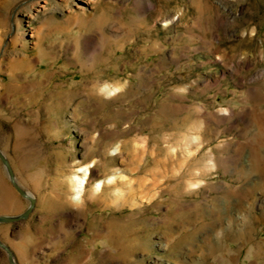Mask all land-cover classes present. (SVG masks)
<instances>
[{
  "label": "rangeland",
  "instance_id": "obj_1",
  "mask_svg": "<svg viewBox=\"0 0 264 264\" xmlns=\"http://www.w3.org/2000/svg\"><path fill=\"white\" fill-rule=\"evenodd\" d=\"M77 3L0 0L16 264H264V0ZM28 205L0 162V216Z\"/></svg>",
  "mask_w": 264,
  "mask_h": 264
},
{
  "label": "bare ground",
  "instance_id": "obj_2",
  "mask_svg": "<svg viewBox=\"0 0 264 264\" xmlns=\"http://www.w3.org/2000/svg\"><path fill=\"white\" fill-rule=\"evenodd\" d=\"M93 0H78V2L79 3H77V5H84V4H88V3H90V2H92ZM81 7V6H80ZM110 89H108V88H105L104 89V91H106V92H110L109 91ZM113 90V89H112ZM196 138H197V136H196ZM195 138V139H196ZM195 142H197V141H195ZM138 145V144H137ZM198 145V144H197ZM187 146H188V144H187ZM135 147V146H134ZM196 147V146H195ZM197 148V147H196ZM195 148V149H196ZM116 150H119V148H116ZM175 152V151H174ZM189 153H190V150H186V156H184V157H188L187 155H189ZM135 154V153H134ZM211 159V158H210ZM212 160V159H211ZM210 161V160H209ZM183 162V161H182ZM212 162V161H211ZM209 166H211L212 165V163L211 164H208ZM200 168V167H199ZM212 168L213 167H211V170H212ZM174 173V172H173ZM180 173H181V171H180ZM88 174H89V169L88 168H85V169H80V170H78L77 172H76V175L74 176V178H72L71 180H70V190H71V192H70V197H69V201H70V203L72 204V205H79L80 203H82V201H83V197H84V194H85V189H86V186L88 185V184H91V182L89 181L90 180V178H89V176H88ZM200 174V173H199ZM196 175V174H195ZM198 175V174H197ZM194 176V175H193ZM143 180V179H142ZM146 181V180H145ZM112 182V181H111ZM116 185V184H115ZM197 185H198V183H195V182H192V183H189V185L188 186H190V187H197ZM105 186V181H102V180H100V181H98V182H96L95 184H93V186H92V193H91V196L93 197V196H95L96 194H98V193H100L102 190H103V187ZM229 192H232V191H229ZM232 194H234L233 192H232ZM30 196H31V194H29ZM123 195H124V191L122 190V189H120V188H116V197H115V200H118V199H120V198H122L123 197ZM227 195V194H226ZM135 196V195H134ZM229 196V195H228ZM227 197V196H226ZM227 198H230L231 199V197H227ZM135 199V198H134ZM232 201V200H231ZM227 202V201H226ZM134 203V202H133ZM229 203H231V202H229ZM233 204V203H232ZM228 206H230V205H228ZM226 207V206H225ZM224 207V208H225ZM235 207V206H234ZM216 208V207H215ZM229 208H231V206L229 207ZM217 209V208H216ZM228 210V209H227ZM230 210V209H229ZM228 210V211H229ZM233 210V209H232ZM224 210H222V212H223ZM215 212V211H214ZM225 212V211H224ZM217 214V213H216ZM241 218L239 217V220H240ZM242 220V219H241ZM215 227V226H214ZM204 228V227H203ZM202 228V229H203ZM206 228V227H205ZM212 228H213V226H211L210 227V231L212 230ZM199 230V229H198ZM205 230V229H204ZM199 232V231H198ZM193 233V239H192V241H191V244L192 245H194V244H196V238H195V236H196V233H194V231L192 232ZM191 234V233H190ZM189 234V235H190ZM201 234V233H200ZM190 237V236H189ZM189 239H191V238H189ZM188 240V239H187ZM189 242V241H188ZM167 244H165V246H166Z\"/></svg>",
  "mask_w": 264,
  "mask_h": 264
},
{
  "label": "water",
  "instance_id": "obj_3",
  "mask_svg": "<svg viewBox=\"0 0 264 264\" xmlns=\"http://www.w3.org/2000/svg\"><path fill=\"white\" fill-rule=\"evenodd\" d=\"M0 162L3 165L5 172L8 176V179L12 184V186L14 187V189L23 199H25L29 203L27 209L23 213L17 216H0V224L17 223L28 218L30 214L33 212L35 206V198L30 196L27 191H25L18 185L14 172L11 168V165L8 159L6 158V156L1 152V150H0ZM0 249L6 253L9 264H16L13 252L2 241H0Z\"/></svg>",
  "mask_w": 264,
  "mask_h": 264
},
{
  "label": "crops",
  "instance_id": "obj_4",
  "mask_svg": "<svg viewBox=\"0 0 264 264\" xmlns=\"http://www.w3.org/2000/svg\"><path fill=\"white\" fill-rule=\"evenodd\" d=\"M2 64L0 62V68ZM9 77H10V86L9 88L14 85L13 81L16 80L18 76V72L23 69V61H13L9 65ZM0 83V123L1 124H9L11 125L13 123V120L11 119V116L13 115V110L16 109L18 113L20 112V109L24 108V104H12V98L13 94L8 92L7 89ZM1 91H4L3 94H1ZM17 113V115H18ZM10 117V119H9Z\"/></svg>",
  "mask_w": 264,
  "mask_h": 264
}]
</instances>
